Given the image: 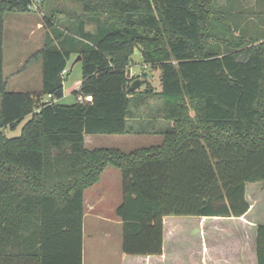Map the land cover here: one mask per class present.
I'll list each match as a JSON object with an SVG mask.
<instances>
[{"label": "trees", "instance_id": "trees-1", "mask_svg": "<svg viewBox=\"0 0 264 264\" xmlns=\"http://www.w3.org/2000/svg\"><path fill=\"white\" fill-rule=\"evenodd\" d=\"M212 2L80 0L97 29L82 22L61 47H44L41 87L31 93L7 91L3 75L4 16L31 11V0H0V264H82L84 191L108 165L121 174L124 254H160L163 216L249 210L246 184L264 181V29L238 28L241 13ZM136 46L160 70V88L140 95L127 75ZM72 53L82 68L74 93L91 98L61 104ZM151 99L168 123L159 144L85 145V134L131 133L129 118ZM23 120L18 135L5 134ZM255 256L264 264V223Z\"/></svg>", "mask_w": 264, "mask_h": 264}, {"label": "rangeland", "instance_id": "rangeland-1", "mask_svg": "<svg viewBox=\"0 0 264 264\" xmlns=\"http://www.w3.org/2000/svg\"><path fill=\"white\" fill-rule=\"evenodd\" d=\"M225 0H213L215 7L222 8ZM244 1L245 10L239 12H230L232 15L241 13L237 16L238 28L243 25L248 26V31H252L259 27L264 29V25H259V20L250 19L257 17L256 14L248 9L249 0ZM248 10V11H246ZM53 20V27L49 25L46 18ZM100 22L104 21V17L99 18ZM49 21V20H48ZM85 31L94 33L97 29L98 21L86 17L84 14L80 0H41L37 7L29 12H7L4 16V38H3V75L6 80L7 91H23L36 92L41 87V68L42 58L40 51L44 47H61L58 39H63L70 34V37L80 33V25ZM40 23L41 26L37 27ZM51 27V29H50ZM108 25L105 29H109ZM62 31L61 37L54 38ZM237 34V32H236ZM102 35V33H101ZM98 36V35H97ZM78 37V35H77ZM214 42L212 39L207 40ZM76 53H72L67 61V66L63 75V96L58 99L61 104H71L78 99V95L74 93L82 80L81 61L77 60ZM80 57V56H79ZM127 75L130 79H138L140 86L138 94H142L146 86L151 85L155 89L160 88V70L158 67H152L141 58L139 48L136 46L131 55V60L127 66ZM79 101H84V97ZM158 102L151 99L140 109L139 114L149 117H155L159 113ZM147 107V108H146ZM27 118V117H26ZM26 118L24 120H26ZM24 120L14 129L4 128L7 136H16L20 133V129ZM87 139H95V144L91 147L112 146L116 143L120 136L114 134H88ZM142 140L134 142L133 146H144L153 144L154 141H146L148 137L142 136ZM91 143V142H90ZM134 148V147H132ZM108 169L118 173L119 180L115 178L109 179L97 185H93L94 190L88 191L87 188L85 208L86 222L83 230V264H118L124 253L121 250V224L117 223V217L113 207L116 206L122 197L121 192V174L120 171L108 166ZM93 191V192H92ZM246 197L251 204L248 218L254 219L257 223H264V181L248 182L246 184ZM95 198H99V203L95 206L96 214L104 216L103 219H93V214L89 210L88 205ZM118 200V201H117ZM178 219L180 225L189 231L194 239L199 238V228L197 217L189 215H172ZM107 217V218H105ZM228 220H220L221 223L227 225ZM231 223V222H230ZM230 227V226H229ZM245 236L246 244H251V231H247ZM221 237V236H220ZM219 237V238H220ZM248 238V239H247ZM217 240L218 237H217Z\"/></svg>", "mask_w": 264, "mask_h": 264}, {"label": "crops", "instance_id": "crops-1", "mask_svg": "<svg viewBox=\"0 0 264 264\" xmlns=\"http://www.w3.org/2000/svg\"><path fill=\"white\" fill-rule=\"evenodd\" d=\"M243 3L244 1L242 0H225L224 7L230 12L235 13L236 11L239 12L245 10L243 7H240ZM248 3V6H250L248 9L249 11H252L255 14L261 13L264 15V0H249ZM249 18L255 19L256 21L259 20L258 17L253 18V16H250ZM259 25L262 24L259 22ZM40 26L41 24L38 23L37 27ZM129 123L133 125V131L131 133L114 134L120 136L119 140L116 143H112V146L104 147H115L124 152H128L134 148L142 147L133 146L134 142L142 140V136L148 137L146 141H154L153 144L149 145L159 144L163 137L161 131L168 124L167 121L156 115L155 117L142 116L138 114L137 110H134L133 116L129 118ZM86 135L88 134H85L84 136L85 145L88 148H94L91 146L96 143L95 139L91 138L88 140ZM108 166L105 167L100 174L99 180L93 185H97L100 182L102 183L103 180L107 181L112 179V177L115 178L116 181L119 180L118 173L108 169ZM93 185L90 186L91 188L89 187L90 189L88 191L94 190V188H92ZM87 192L84 191L83 230L86 222L85 208L87 206ZM94 200L95 201H92L88 205L89 210L92 211L91 214H93V219H103L104 216L96 214L95 211V206L99 203V198H95ZM116 206L113 207V211H115ZM250 208L251 204L249 210ZM249 210L240 217L190 215L192 217H197L198 219V224L196 225L199 228V238L196 239L193 238L195 235H191L189 231L185 229L186 227L184 228L183 225L179 224L176 217H173L172 215L163 216L161 253L152 255L124 254L118 264H256L255 233L256 225L258 223L255 222L254 219L248 218ZM223 219L228 220L227 225L220 222V220ZM117 223L122 225L118 217ZM249 230L251 231L252 241L251 244L248 245L245 242V236L248 235L247 231ZM217 237L219 240H217Z\"/></svg>", "mask_w": 264, "mask_h": 264}, {"label": "built area", "instance_id": "built-area-1", "mask_svg": "<svg viewBox=\"0 0 264 264\" xmlns=\"http://www.w3.org/2000/svg\"><path fill=\"white\" fill-rule=\"evenodd\" d=\"M41 0H31V4H30V7L31 9L37 7L38 3H40ZM48 96H50V94H48ZM90 96H86L84 97V99L86 100H90ZM78 99L81 100L82 99V96L81 95H78Z\"/></svg>", "mask_w": 264, "mask_h": 264}, {"label": "water", "instance_id": "water-1", "mask_svg": "<svg viewBox=\"0 0 264 264\" xmlns=\"http://www.w3.org/2000/svg\"><path fill=\"white\" fill-rule=\"evenodd\" d=\"M77 60H80V57L77 56L76 58ZM140 86V81L138 79H135L132 83H131V88L132 89H137Z\"/></svg>", "mask_w": 264, "mask_h": 264}]
</instances>
